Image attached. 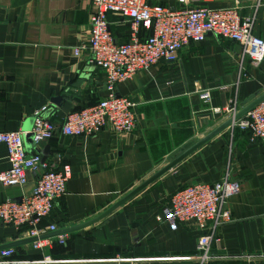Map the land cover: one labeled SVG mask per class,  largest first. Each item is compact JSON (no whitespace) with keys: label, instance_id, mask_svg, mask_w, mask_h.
Here are the masks:
<instances>
[{"label":"crops","instance_id":"1","mask_svg":"<svg viewBox=\"0 0 264 264\" xmlns=\"http://www.w3.org/2000/svg\"><path fill=\"white\" fill-rule=\"evenodd\" d=\"M179 7L176 0H148ZM189 7H236L253 18L252 32L264 40V0H189ZM92 0H0V132L24 131L28 154L39 153L53 168L68 164L66 194L57 199L42 226L58 230L84 223L113 205L165 166L189 141H197L227 120L214 113L238 111L264 92V60L257 68L238 43L208 35L178 52L175 62H158L116 85L118 96L134 103L135 127L115 133L107 124L90 136H64L34 144V112L60 124L69 113L90 107L105 95V74L88 64L86 43ZM118 43L129 38L123 18L107 14ZM144 32L141 31V34ZM207 92L209 98L202 99ZM0 144V172L8 169ZM227 176L240 192L226 208L232 220L218 228L210 245L212 264H264V140L227 127L100 221L67 234L64 245L34 250L14 246L8 264H197L189 259L199 232L191 223L171 229L156 216L179 188L214 183ZM36 174L23 186L0 184V202L31 194ZM47 235V234H46ZM56 236H52L55 238ZM29 238L0 222V247ZM49 256L52 262H41Z\"/></svg>","mask_w":264,"mask_h":264},{"label":"built area","instance_id":"2","mask_svg":"<svg viewBox=\"0 0 264 264\" xmlns=\"http://www.w3.org/2000/svg\"><path fill=\"white\" fill-rule=\"evenodd\" d=\"M189 0H176L179 7L150 4L148 0H92L89 18L88 39L73 48L74 56L87 50L88 64L100 68L105 74V95L96 104L69 113L58 125L43 116L47 106L34 112L29 132L34 144L51 140L57 133L64 136H90L97 134L107 124L113 132L126 133L135 127L134 103L127 97L118 96L116 85L125 82L140 71H146L158 62H175L178 52L190 44H198L208 35L239 44L243 57L257 68L264 60V40L252 32L253 18H241L236 7L209 8L189 7ZM126 20L130 26L128 40L118 43L110 32L107 14ZM141 31L144 33L141 34ZM209 94H202L207 100ZM216 114L234 117L236 106L225 110L216 108ZM249 133L250 142L264 140V100L229 126ZM24 131L0 132V144L7 152L8 169L0 172V184L23 186L28 173H35V185L31 194L20 200L6 199L0 202V222L12 226L31 242L34 250L50 248L53 243L64 245L67 234L55 238L45 237L58 230L53 223L42 226L47 220L57 199L66 194V182L70 177L68 164L51 167L39 154H28L24 143ZM240 183L227 176L214 183H198L177 189L169 202L156 216L171 229L178 223H191L199 232L195 253L189 258L197 264H212L210 245L218 241V228L229 223L228 200L240 192ZM14 248L0 250V264L10 263ZM119 256L111 262L119 264ZM41 262H52L49 256Z\"/></svg>","mask_w":264,"mask_h":264},{"label":"water","instance_id":"3","mask_svg":"<svg viewBox=\"0 0 264 264\" xmlns=\"http://www.w3.org/2000/svg\"><path fill=\"white\" fill-rule=\"evenodd\" d=\"M263 100H264V92L262 94H260L259 96H257L252 102L247 104L240 111H238L237 114L234 117L227 119L225 122L220 124L218 127L213 129L211 132L206 134L201 139H199L197 141H189L186 144H184L180 148L179 153L177 155H175L173 158H171V160L165 166H163L160 170L155 172L152 176H150L148 179L143 181L141 184H139L137 187H135L133 190H131L129 193H127L120 200L115 202L113 205H111L109 208H107L104 212H102L98 216H96V217H94V218H92V219H90V220H88V221H86L84 223L78 224L76 226H72V227H69V228H63V229L57 230L55 232L48 233L47 235L41 236L40 239L41 238H45V237H52V236H57V235H62V234L70 233V232H73V231H77L79 229H82L84 227H87L89 225H92V224L100 221L101 219L106 217L108 214L113 212L115 209H117L118 207L123 205L126 201H128L130 198H132L134 195H136L142 189H144L148 184H150L151 182L156 180L158 177L163 175L165 172L170 170L172 167H174L177 163H179L182 159H184L190 153H192L193 151L198 149L200 146H202L204 143L209 141L211 138L216 136L223 129L229 127L232 124L233 121L238 120L241 117H243L247 112H249L251 109H253L256 105H258ZM33 120H34V117L31 120L32 123H33ZM35 240H36V238H29L27 240L17 241V242H15L13 244H9V245H6V246H1L0 250H2L4 248H12L14 246L23 244L24 242H33Z\"/></svg>","mask_w":264,"mask_h":264}]
</instances>
